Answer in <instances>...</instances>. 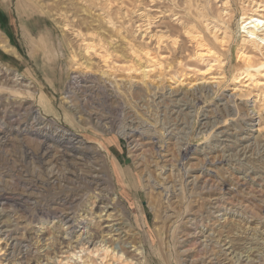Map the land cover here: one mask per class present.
Segmentation results:
<instances>
[{"label":"rangeland","instance_id":"obj_1","mask_svg":"<svg viewBox=\"0 0 264 264\" xmlns=\"http://www.w3.org/2000/svg\"><path fill=\"white\" fill-rule=\"evenodd\" d=\"M106 1L0 0V261L28 264L47 245L54 264H100L92 247H53L101 232L106 213L141 264H264V85L233 80L240 0L223 62L206 76L180 36L186 53L155 49L136 29L145 7L157 17L150 32L175 36L157 15L168 1ZM90 32L104 46L86 53Z\"/></svg>","mask_w":264,"mask_h":264},{"label":"bare ground","instance_id":"obj_2","mask_svg":"<svg viewBox=\"0 0 264 264\" xmlns=\"http://www.w3.org/2000/svg\"><path fill=\"white\" fill-rule=\"evenodd\" d=\"M95 1L97 3L101 2V0H95ZM157 1L158 0H152L150 4L156 5V4H158ZM166 1H168V3H169L168 4L169 6H167L168 8L165 9V11L163 9L158 10L157 15H162V16H164V18L167 17L168 20H170L168 22V25H172L174 23L173 28L176 30L175 36L172 37V35H170L171 36L170 37L169 35L165 34L164 32H161V31L150 32L151 30L149 31V29L151 27V24L154 23V21L157 17H153V15H151V13H148L145 7L142 9V11L141 10L140 11L137 10L138 12L135 11L137 13L136 14V17L138 19L137 23L140 21L139 24L137 26H135L136 29H138V31H140L139 34H142V36H141L142 38H147L151 42L150 43L148 41L149 43H146V44H151L155 49L161 48V45L163 42L165 44H166V42L168 44H170V45H168V47L169 46H172V48L176 47L175 45L178 43L177 39L180 36V38H182V40L185 42V44H187L189 47H192L193 51H192L191 55H189L187 53L188 58H192L193 60H195L197 62H202V63L206 62L207 69L204 72L205 75L204 74L203 75L204 76L210 75L212 68L217 66V65L220 66V64L223 62V59L221 60L222 56L219 53V51H223L224 47L229 46L230 42H231V32L229 30V24H230V21L232 20L233 10H232V5H231L230 0H166ZM105 2H107V1L105 0ZM121 3H122V1H121ZM218 4H219L218 9H217V7H215L216 8L215 9L214 5H218ZM170 5H172V6H170ZM212 5H213V7H212ZM239 5H241L240 7L242 8L241 9L242 14L240 15V18H239V26H240V29L242 30L241 31L242 35L240 38L241 44L238 47V49L236 50L235 55H236V60L238 62V65L241 66V69L239 70L240 73L236 74V76L233 78V80L235 81L236 84L239 82L244 83L247 81L248 82L251 81L252 84L254 83L257 86H263L264 82L263 81L261 82L260 80H257L256 78L264 77V0H258V1L240 0ZM106 7L108 8V6H106ZM120 8H118L119 12L116 13V15L119 16V19L121 18V19L125 20L127 15H126V13H122V10ZM136 17H134V18L136 19ZM129 19H130V17H129ZM123 20H121V22ZM125 21H127V20H125ZM106 23L108 25L114 26V23L110 17L107 18ZM67 25L63 24V30H66ZM174 25H176V26H174ZM170 27H172V26H170ZM76 34L78 36L80 35L78 32H76ZM77 35H76V37H77ZM82 37L85 38L84 41L87 39L89 42V43H85L86 53L89 52V50H93L95 48L94 41H98V45L104 46V44H99L100 39L98 38L99 36L98 37L96 36L95 32L85 33V35ZM82 42H83V40H82ZM179 45H182V44H179ZM182 46L183 47H182L181 52L186 53L188 51V49L185 47V45H182ZM162 47H165V46H162ZM98 48L100 49L102 47H98ZM133 48L134 47H130L128 50H130V55L131 54L134 55L133 57L135 58V56L137 57V55H135ZM95 50H93V51H95ZM170 50H169V52H170ZM102 51L103 50H101V52ZM143 51H145V50H143ZM144 53L147 54L146 55V57H147L148 53L147 52H144ZM109 54H105L102 58L104 59V58L108 57ZM252 54H257L260 57V59H258V61H254ZM162 56L160 57V59L162 58ZM185 59L186 58H182V60H185ZM178 62H180V59ZM156 64H157L156 66H158V67L155 66V68L161 67L160 63H156ZM169 66L170 65L168 64V67ZM185 73H187V72H185ZM184 79H186V78H184ZM210 79L215 80V79H218V77L210 76ZM178 80L176 79V81H178ZM243 80H244V82H243ZM220 81H221V79H220ZM242 83H241V85L243 86ZM246 86H248V85H246ZM35 117H36V115H35ZM189 117H191V116H189ZM183 119H185V118H183ZM178 152H180V151H178ZM260 153H261L260 155L264 156V144H263V147L260 149ZM245 154L246 153L243 152L240 156L246 157ZM182 155L183 156L186 155V150H184V153H182ZM45 157H46V154H42V156L40 157V160L43 162ZM103 216H105V219H102L101 222L104 223L105 226L101 232H98V231L96 232V231L91 230V229L88 231H85V232L82 231L77 236V238L75 240H66L65 238L59 237L58 245L56 247H53L54 248L53 251H54L55 255L72 253L71 251H75L77 249H79V251H82V250L84 251V250L89 249V247H92L91 250H89V252H88V257H89V255H91L92 257H95L96 253L101 254V256L99 255L100 257L98 256L99 258H101V261H99L100 259L98 260L100 262V264H141V263H139V260H138L140 258V255H139L140 253L135 254V252H134V251H136L135 246L134 245L130 246L133 251H128L126 249L127 247L125 246V243H124L125 240L122 239L120 229L117 227L118 226L117 220L116 219L110 220V218H114V217H110V215H108V214L106 215V213ZM103 216L101 214L98 216V218L101 219ZM112 234H114V236L117 235L115 240L113 239L114 236ZM256 238L257 239L259 238V240H261V241L264 240V239H262L263 238L262 234H258V237H256ZM114 241L118 244H121L117 248L118 251H116V252H115L114 248L111 247V244ZM254 241H255V239H254ZM254 241H252L250 243L257 244V242L256 241L254 242ZM262 242H264V241H262ZM230 243L231 242L225 243V246H227L226 247L227 251H228L227 253L231 252V250L233 248V247H231ZM47 244H50V243H47ZM247 244L249 245V243H247ZM259 244H262V243H259ZM46 246L41 247L40 252L37 253V254H40L39 257L37 256L38 258L33 259V260L30 259L28 264H32V263H35V264H54L53 261H51V259L54 256L52 258H49L51 255L47 256L49 249ZM4 247L7 248V244H5ZM130 247H128V248H130ZM249 249L250 248L248 247L247 250H249ZM0 251H2L1 248H0ZM225 253H226V251H225ZM246 253H248V252H246ZM125 255H128V256H125ZM69 259H70V257H69ZM86 259H88V258H86ZM250 260H252V258L249 256V253H248L246 261H250ZM21 261H22V259H19V258L14 259V260H10V259L7 260L6 259V263H4V264H22ZM0 264H3L2 261H0ZM57 264H58V262H57ZM59 264H61V263H59ZM83 264H96V263L86 261V262H83Z\"/></svg>","mask_w":264,"mask_h":264}]
</instances>
